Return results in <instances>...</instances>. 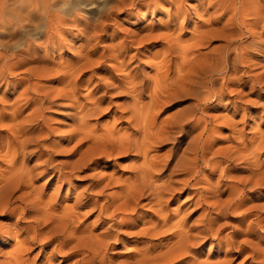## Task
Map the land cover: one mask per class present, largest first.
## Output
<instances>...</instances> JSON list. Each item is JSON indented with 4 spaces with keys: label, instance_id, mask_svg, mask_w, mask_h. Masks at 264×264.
<instances>
[{
    "label": "rangeland",
    "instance_id": "obj_1",
    "mask_svg": "<svg viewBox=\"0 0 264 264\" xmlns=\"http://www.w3.org/2000/svg\"><path fill=\"white\" fill-rule=\"evenodd\" d=\"M121 1L124 0H81L83 4L75 8L74 3L79 0H66L59 6L61 11H75L79 17L87 18L95 27L87 42H83L85 34L81 26L67 31L74 37L72 40L63 35L61 43L58 39L50 41L56 44L50 55L54 65L50 66L49 76L34 80L39 82L42 93L49 96L50 103L45 104L41 118L47 135L34 142L27 151L42 154V160L51 155L53 165H62L66 169L83 157L86 165L65 185L57 182L56 175L46 188H43L45 179L36 181L35 188L44 189L46 200L57 195L56 200H60L57 213H60L64 207H72L77 200L86 198L85 190L93 181L103 179L102 186L112 181L105 194L95 198L98 207L80 210L74 226L95 235L111 234L105 239L109 245L106 264H136L145 252L159 255L178 241L179 230L172 226L181 224L179 229L195 234V228L202 223V215L205 213L206 217L214 218L218 208L231 198V186L236 185L242 190L247 205L221 216L215 225L220 232L195 248L188 260L195 257L212 263L258 264L261 258L251 257L247 251L233 257L225 256L226 248H221V244L225 245L233 235L239 243L246 239L254 242L264 236V228L258 229L252 237L244 235L254 217L240 224L246 209L264 206V186L255 194L245 187L253 179L256 162L264 167V146L259 147L264 137V54L247 44V37L238 38V44H226L228 34L222 27L232 13L216 23L221 12L211 8L206 0H160L158 3L140 0L133 6ZM232 1L240 6L241 0ZM257 30L264 32L261 28ZM208 32L206 44H196L197 37ZM166 36L168 39H163ZM184 52H195V55L185 62ZM200 73L209 76L206 83L214 97L208 102L202 101L192 89L195 85L191 79ZM27 88L28 84H25L19 91L24 92ZM17 97L18 94H10L2 103L8 106V114L21 108L18 121L28 125L25 120L31 110L26 109L27 95L18 102ZM188 114H194V120L189 121L187 130L192 129L196 119L203 117V121H207L206 131L202 133L203 122L189 133L171 129L164 141L154 143L153 135L158 129L170 127L167 122L172 123ZM136 118L139 120L135 121ZM144 121L152 128L151 139L146 140L149 145L146 159L144 151L104 153L99 137L105 138L109 133L116 138L129 134L134 139L145 140ZM9 124L8 120L0 122V141H6ZM200 133L202 140L208 143V159L215 158L218 163L216 171L200 164L199 173L186 187L184 173H176L178 183L174 185V200H165L163 209L153 200L144 199L124 214L119 212L113 216L108 212L110 215H100L101 207L112 203L111 197L118 196L121 187L134 180V169L143 167L148 159L156 158L162 164L166 163L163 171H154L157 184L165 182L177 161L184 156H194L189 146ZM30 164L35 165L36 161ZM29 192L30 189H23L12 200V206L18 207L14 214L0 211V264L11 256L18 241L25 239V236L19 239L14 235V225L26 227L31 218L27 215L22 218L20 210L26 202L21 203L16 198L24 194L26 200H31L33 197ZM68 192L71 197L66 202ZM166 217L167 224L163 222ZM7 226L12 228V239L3 233ZM42 246L36 243L25 260L33 264H72L76 259L66 260L67 252L53 255L52 245L44 249ZM261 247L264 249V242Z\"/></svg>",
    "mask_w": 264,
    "mask_h": 264
},
{
    "label": "bare ground",
    "instance_id": "obj_2",
    "mask_svg": "<svg viewBox=\"0 0 264 264\" xmlns=\"http://www.w3.org/2000/svg\"><path fill=\"white\" fill-rule=\"evenodd\" d=\"M65 1L66 0H0V94L2 93L0 96V122L8 120L10 123L9 126L6 127L8 132H10L9 135H7L6 141H0V164L2 165L0 169V211H7L11 214L17 212L18 207L12 206V200H14L15 196L23 189H30L31 192H29V196L33 197L31 200H26L23 194L17 197L18 199L16 198V200L21 203L25 204L26 202L27 205L25 204V207L20 210V213L22 218H26L25 216L27 215L29 216L28 218H31V221L26 227L22 228L18 225H14V235L16 234L15 236L19 239L21 236H25V239L18 241L14 252L10 257L5 258V261L1 264H33V262H27L25 257H27L28 252L36 243L43 245V249L52 245L53 255L67 252V254H65L66 260H70L73 257L76 258L72 264L107 263L105 255L109 245L105 239L110 238L111 234L106 232L107 234L95 235L93 232L89 233L86 230L80 229L81 227L74 225L80 210L85 208H92V210H95L98 207V202L95 201V198L103 196L106 188L111 185L112 181L104 186H102L103 179L95 182L93 181L85 190V194L88 193L86 198L77 200L74 206L64 207L63 211L57 213L59 208L58 203L60 201L56 200L57 195L51 200L50 197L46 200V195L43 192L44 189L35 188L34 183L38 180L45 179L43 188H46L51 184L56 175H58L57 182L61 183V186L69 183L70 180H72L71 178L77 173H80L82 167L86 165V163H84L85 157L81 158L78 163L71 165L69 169H66V167L62 165H53V157L51 155H48L46 159L42 160V154L39 155L33 151H27L34 142L42 139V136L47 135L44 125L42 124L44 120L41 118L43 117L45 104L47 102L50 103V101H48L49 96L42 93L43 91L38 87L39 82H35L34 80L40 81L42 78L49 76L50 66L54 65L50 55L54 52V45L56 44L50 41L58 39V42L61 43L60 37L63 35H68L67 37H71L72 40L74 37L67 31L72 27L81 26L85 34L83 42H87L91 38L90 31L94 30L95 27L87 18L79 17L75 11L72 13L67 12L66 9H62L61 11L59 6ZM136 1L140 0H124L120 3L125 4L129 2V4L133 6ZM158 1L160 0H156V3H158ZM207 1L211 8H217L218 11L221 12L219 18L216 19V23L221 21L228 13H232V17L227 23H224L222 27L228 34L226 44L230 46L232 44H238V38L247 37V44L257 48L264 54V32L259 33L257 30L259 28H261L262 31L264 30V25L261 26V23L264 22V0H241L239 7L236 1L234 2L232 0H206V2ZM80 2L81 0L75 2L74 7H80L83 4V2ZM120 3H118V5H120ZM210 7L207 8V12ZM249 17H252L251 20L246 19ZM208 35L209 32L199 35L196 39V44H206ZM74 36L76 37V34ZM163 39H168V37L166 36ZM168 44H172V42L168 41ZM192 55H195V52L190 54L184 52L182 56L183 61L189 59ZM207 78H209V76L205 75V73H200L197 74L196 78L194 77L191 79L192 85H195V88H192L193 91L197 96H201L204 102H208L211 97H214L207 87ZM33 81L35 83H33ZM25 84H28V88L26 91L20 92V88ZM4 87L5 90L2 91ZM225 87H227V85ZM10 94H18L16 98L17 102L21 97L27 95L26 98H28V101L26 103L27 107H25L31 110L30 115L25 120L28 125H24L18 121L21 108H18V111L15 110L12 114L7 113L8 106L3 105L2 102ZM137 98H139V95ZM24 109L25 108L22 110L24 111ZM188 115L189 116L185 117L186 119L181 117L172 123L167 122V124H171L170 127L158 129L156 134L153 135L154 143L164 141L171 129L178 131V133L186 131V126L190 123L189 121H191L192 117L194 118V114L191 116L190 114ZM137 119L138 118H136L135 121H137ZM139 123L140 121H138V124ZM138 124L136 126H139ZM146 124L148 123L145 121L142 122L145 140L134 139L129 134H124L116 138L113 134L109 133L105 138L99 137L98 141L101 142L99 145L104 148V153H106V151L118 152V154L129 151H135L137 153L144 151L146 159L149 147L146 140L151 139L150 131L152 129ZM201 125H203V133V131L207 129V121H203V117L196 119V123L194 126L192 125V129L194 130V128H198V126L200 127ZM192 129H188L187 133ZM202 133L195 139L194 144L189 146V150L194 156L190 158L182 156L183 158L177 161L174 165V169L168 174V179L165 182L157 184L154 171H163L166 163L162 164V162L158 161L156 158L148 159L145 165L139 169L132 168L134 169V180L131 183H127L126 187H121L118 196L111 197L112 203L110 201L108 205H103L101 207L100 215H107L108 212H112L111 214L113 216H116L119 212L124 214L129 209L136 207L139 201L144 199L153 200L152 202H156L158 206L163 209L165 200H170L171 198V200H174V185L178 183L175 181L176 173H184L186 176L184 185L186 187L189 181L199 173L198 168L200 164L204 167L210 166L213 168V172L216 171L218 163L215 158L208 159V143L206 142L207 140H202ZM261 139L259 147L264 146V137ZM33 160L36 161L35 165L30 164ZM255 166V169H253V179L250 180L248 185L243 183V186L246 185L245 187L252 190L251 192L253 194L259 193V191L263 190L264 186V167L258 165L257 162ZM196 183L199 182L197 181ZM243 195L242 190L238 186H231V198L225 202V204H220L221 206L218 208L219 211H216L217 213L214 218L211 215L206 217L204 213L202 215V223L199 225L200 227L195 228V234H191L190 230L185 231L179 229L182 226L181 224L172 226L171 228L179 230L177 231L178 241L167 251L159 255L145 252L142 255V259L136 262V264H161L162 261H164L165 264H169L180 258L181 259L175 264H224L218 261L215 263L209 260L199 261L195 257L189 258L188 260V255L191 254L195 248L203 246L214 234L216 235L220 232L219 229H215V225L221 216L231 211L237 212V210L247 205L248 201L243 198ZM70 197L71 193L68 192L65 201H70ZM118 201L123 202L117 205L116 203ZM29 205L33 207L32 210L28 207ZM27 208L30 210L27 211ZM253 212H256V214H253ZM109 213L108 215H110ZM250 217H254V219L246 226L244 235L252 237L258 229L264 228V206H253L246 209L242 214L240 224L245 223ZM161 219H163V217H161ZM163 222L167 224L168 218L166 217ZM119 226H122V224L120 223ZM6 228L7 229L3 233L10 239L13 234L11 233L12 228L10 226ZM153 228L155 227L153 226ZM235 238L236 235H233L225 245L224 243L221 244V248L224 246L226 248L225 256L233 257L247 251L251 257L257 256L261 258L258 264H264V249L261 247L264 242V236L261 235L257 241H254L256 243L253 242V239H246L239 243L238 241L236 242ZM236 243H238V245H236ZM233 249L235 250L234 252H232Z\"/></svg>",
    "mask_w": 264,
    "mask_h": 264
}]
</instances>
